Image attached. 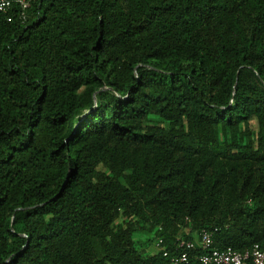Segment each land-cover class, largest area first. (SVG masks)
<instances>
[{
    "label": "trees",
    "instance_id": "16d2710c",
    "mask_svg": "<svg viewBox=\"0 0 264 264\" xmlns=\"http://www.w3.org/2000/svg\"><path fill=\"white\" fill-rule=\"evenodd\" d=\"M19 11H0V264H167L143 234L174 254L214 227L264 246V0Z\"/></svg>",
    "mask_w": 264,
    "mask_h": 264
},
{
    "label": "built area",
    "instance_id": "2783aa9c",
    "mask_svg": "<svg viewBox=\"0 0 264 264\" xmlns=\"http://www.w3.org/2000/svg\"><path fill=\"white\" fill-rule=\"evenodd\" d=\"M36 0H0V11L11 12L15 10V4H19L18 17L22 22L28 17L27 9ZM9 15L7 20L11 21ZM218 227L202 228L193 239H176V251L171 254L163 244V239L155 241V247L162 251L168 258L167 264L187 263L190 254L200 248L202 251L196 256L199 264H264V246L255 243L245 250H236L232 247L219 248L214 245V233Z\"/></svg>",
    "mask_w": 264,
    "mask_h": 264
},
{
    "label": "rangeland",
    "instance_id": "374dc122",
    "mask_svg": "<svg viewBox=\"0 0 264 264\" xmlns=\"http://www.w3.org/2000/svg\"><path fill=\"white\" fill-rule=\"evenodd\" d=\"M145 236L152 238V242H151L149 248H150V250H154V248H155V237H154V233L143 234L141 237L142 238H145Z\"/></svg>",
    "mask_w": 264,
    "mask_h": 264
}]
</instances>
